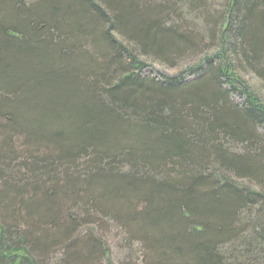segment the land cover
I'll use <instances>...</instances> for the list:
<instances>
[{
    "label": "trees",
    "instance_id": "obj_1",
    "mask_svg": "<svg viewBox=\"0 0 264 264\" xmlns=\"http://www.w3.org/2000/svg\"><path fill=\"white\" fill-rule=\"evenodd\" d=\"M245 73L264 0H0V264H113L107 223L143 264H264Z\"/></svg>",
    "mask_w": 264,
    "mask_h": 264
},
{
    "label": "rangeland",
    "instance_id": "obj_2",
    "mask_svg": "<svg viewBox=\"0 0 264 264\" xmlns=\"http://www.w3.org/2000/svg\"><path fill=\"white\" fill-rule=\"evenodd\" d=\"M226 0H215L216 9L221 11L222 5ZM201 25V24H197ZM201 27V26H200ZM208 42L204 44L207 47ZM210 47H208L209 49ZM211 52V50H210ZM200 59L197 57L185 58L183 61L178 62L177 66L174 68H168L154 61L147 62V68L143 72V76H153L161 77L163 76H173L177 75L179 72L184 71L188 67L194 66ZM245 81L247 85L252 88L264 101V84L257 77L245 73ZM242 184L247 185L249 181H241ZM251 185V183H250ZM257 191H264V189ZM107 231L104 232L106 237V243L108 244L110 259L113 264H143L141 245L137 241H133L131 247L126 243L127 237L121 228L116 227L112 223H107ZM47 264H59L58 261L50 259ZM106 264V261L103 263Z\"/></svg>",
    "mask_w": 264,
    "mask_h": 264
}]
</instances>
